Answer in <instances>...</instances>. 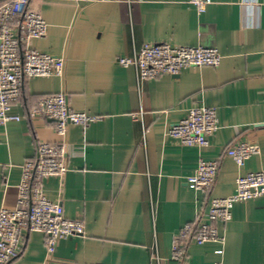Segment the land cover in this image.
<instances>
[{
  "label": "crops",
  "instance_id": "1",
  "mask_svg": "<svg viewBox=\"0 0 264 264\" xmlns=\"http://www.w3.org/2000/svg\"><path fill=\"white\" fill-rule=\"evenodd\" d=\"M36 7L48 31L31 47L62 56L64 69L60 77L26 80L11 110L20 120L0 125V208L15 206L21 167L35 159L38 144L63 143L67 171L45 179L43 192L66 218H80L84 231L59 240L52 253L42 234L29 233L10 264H264V197L235 204L229 222L214 223L222 245L191 242L183 261L171 259L184 225L213 198L230 195L238 176L264 170V0H211L203 13L188 0ZM162 42L216 48L221 62L144 81L133 66L118 64ZM59 93L73 112L99 120L56 135L52 121L32 114L40 98ZM200 106L214 108L219 125L207 147L167 136ZM238 142L260 149L242 168L225 154ZM201 159L218 164L207 192L186 183Z\"/></svg>",
  "mask_w": 264,
  "mask_h": 264
},
{
  "label": "built area",
  "instance_id": "2",
  "mask_svg": "<svg viewBox=\"0 0 264 264\" xmlns=\"http://www.w3.org/2000/svg\"><path fill=\"white\" fill-rule=\"evenodd\" d=\"M38 1L56 0H6L0 5V125L20 120L11 110L18 103L26 80L60 77L63 73L62 56L31 47L32 40L45 37L48 31L47 23L37 10ZM188 2L197 13H203L211 0ZM220 62L221 55L216 48L181 46L170 42L145 44L133 57L118 60L122 67L133 66L141 81L163 75L177 76L188 68H216ZM32 115L52 121L53 132L58 136H64L69 125L84 126L99 120L96 116L73 112L62 93L40 98ZM218 129L216 110L200 106L189 109L186 116L170 126L166 134L181 146L204 148ZM259 153L257 145L243 142L231 145L225 152L239 168ZM65 155V144L41 142L35 159L23 163L15 206L0 208V264H10L21 254L29 233L43 235L48 253L53 252L59 240L83 234L82 220L66 218L61 203L48 200L43 192L45 179L60 178L66 173ZM217 172V162L201 159L186 183L195 191L207 192L213 186ZM257 197H264V170L238 176L230 195L213 198L207 212L181 228L172 246L171 259L183 261L185 248L191 242L222 245L223 238L218 235L214 223L229 222L235 204ZM221 252L216 250L218 254Z\"/></svg>",
  "mask_w": 264,
  "mask_h": 264
},
{
  "label": "trees",
  "instance_id": "3",
  "mask_svg": "<svg viewBox=\"0 0 264 264\" xmlns=\"http://www.w3.org/2000/svg\"><path fill=\"white\" fill-rule=\"evenodd\" d=\"M2 4V2L0 3V5Z\"/></svg>",
  "mask_w": 264,
  "mask_h": 264
}]
</instances>
